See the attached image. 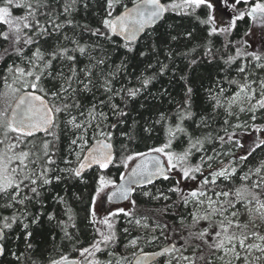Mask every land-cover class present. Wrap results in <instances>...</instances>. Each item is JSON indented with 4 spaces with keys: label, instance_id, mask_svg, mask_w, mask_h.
Wrapping results in <instances>:
<instances>
[{
    "label": "snow or ice",
    "instance_id": "1",
    "mask_svg": "<svg viewBox=\"0 0 264 264\" xmlns=\"http://www.w3.org/2000/svg\"><path fill=\"white\" fill-rule=\"evenodd\" d=\"M258 149L264 0H0V257L264 264Z\"/></svg>",
    "mask_w": 264,
    "mask_h": 264
},
{
    "label": "trees",
    "instance_id": "2",
    "mask_svg": "<svg viewBox=\"0 0 264 264\" xmlns=\"http://www.w3.org/2000/svg\"><path fill=\"white\" fill-rule=\"evenodd\" d=\"M249 27V23H241L240 26H239V29L237 31V33L234 35L233 39H238L244 31H246ZM197 87H198V83H197ZM199 90V89H198ZM201 92V96L203 95V92L202 90H200ZM201 104H202V101L201 99H197V102H196V110L197 111H200V108H201ZM258 119H259V116H258ZM155 141H148L149 144L151 143H154ZM255 156L257 159L261 158V157H264V151H261V150H257V152L255 153ZM160 182H158L159 184ZM165 185H167L168 182H163ZM138 204L140 205L141 208H144V209H147V208H151L153 207L152 204L150 203H145L143 201V198H138ZM165 219H169L168 217H165ZM87 237V233H85V238ZM35 243H37L41 248H44V247H47V249L49 251H52V249L55 247V246H58V247H63V245L61 244V241L59 239V236H57V239L56 241H52L50 239H47L46 237H37L36 241H34ZM13 247V250H15V247H14V244L11 245ZM21 246H23L21 244ZM146 251H153V250H156V248H147L145 249ZM121 251H123V249H121ZM161 260V259H160ZM159 260V261H160ZM159 261H158V264H159ZM0 264H13L12 262V258L10 255H5L3 256L1 259H0Z\"/></svg>",
    "mask_w": 264,
    "mask_h": 264
},
{
    "label": "rangeland",
    "instance_id": "3",
    "mask_svg": "<svg viewBox=\"0 0 264 264\" xmlns=\"http://www.w3.org/2000/svg\"><path fill=\"white\" fill-rule=\"evenodd\" d=\"M252 32H253V35L251 37H249V39L257 48H260L261 47V41H262L261 30L258 26H254L252 28Z\"/></svg>",
    "mask_w": 264,
    "mask_h": 264
},
{
    "label": "water",
    "instance_id": "4",
    "mask_svg": "<svg viewBox=\"0 0 264 264\" xmlns=\"http://www.w3.org/2000/svg\"><path fill=\"white\" fill-rule=\"evenodd\" d=\"M2 257H0V259H1ZM161 258H157V260H160Z\"/></svg>",
    "mask_w": 264,
    "mask_h": 264
},
{
    "label": "bare ground",
    "instance_id": "5",
    "mask_svg": "<svg viewBox=\"0 0 264 264\" xmlns=\"http://www.w3.org/2000/svg\"><path fill=\"white\" fill-rule=\"evenodd\" d=\"M162 259V258H161ZM159 261V260H158Z\"/></svg>",
    "mask_w": 264,
    "mask_h": 264
}]
</instances>
